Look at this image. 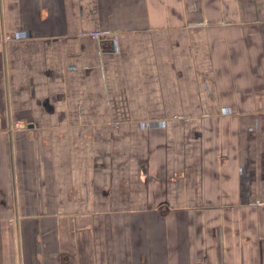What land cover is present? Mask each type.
<instances>
[{
    "label": "crops",
    "instance_id": "0c3cea01",
    "mask_svg": "<svg viewBox=\"0 0 264 264\" xmlns=\"http://www.w3.org/2000/svg\"><path fill=\"white\" fill-rule=\"evenodd\" d=\"M0 264H264V0H0Z\"/></svg>",
    "mask_w": 264,
    "mask_h": 264
},
{
    "label": "rangeland",
    "instance_id": "374dc122",
    "mask_svg": "<svg viewBox=\"0 0 264 264\" xmlns=\"http://www.w3.org/2000/svg\"><path fill=\"white\" fill-rule=\"evenodd\" d=\"M21 129H24V128H22L21 126H19V125H17V126H15L14 127V130H21ZM47 148H49L48 150H46V152L45 153H49V154H52L51 152H52V147H53V145H52V143H49V145H47L46 146Z\"/></svg>",
    "mask_w": 264,
    "mask_h": 264
},
{
    "label": "built area",
    "instance_id": "2783aa9c",
    "mask_svg": "<svg viewBox=\"0 0 264 264\" xmlns=\"http://www.w3.org/2000/svg\"><path fill=\"white\" fill-rule=\"evenodd\" d=\"M90 34L93 37H99L102 34V32L100 30H95V31L90 32Z\"/></svg>",
    "mask_w": 264,
    "mask_h": 264
}]
</instances>
